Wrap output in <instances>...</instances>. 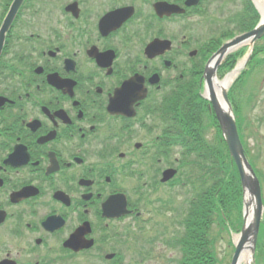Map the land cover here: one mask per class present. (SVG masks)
<instances>
[{
  "label": "flooded vegetation",
  "instance_id": "af4514ba",
  "mask_svg": "<svg viewBox=\"0 0 264 264\" xmlns=\"http://www.w3.org/2000/svg\"><path fill=\"white\" fill-rule=\"evenodd\" d=\"M74 1L77 16L55 19L57 28L44 36L12 39L20 11L0 53V264L117 260L120 225L135 223L165 186L168 142L157 111L165 109L166 90L193 85L212 52L200 45L191 55L195 33L182 30L185 22L194 31L199 8L185 0H164L185 11L163 16L156 0H143L144 12L133 0L65 5ZM130 5L131 16L121 20L125 10L100 23ZM156 38L171 46L150 56L145 48ZM111 104L135 115L112 112ZM124 204L129 213L119 215Z\"/></svg>",
  "mask_w": 264,
  "mask_h": 264
},
{
  "label": "trees",
  "instance_id": "16d2710c",
  "mask_svg": "<svg viewBox=\"0 0 264 264\" xmlns=\"http://www.w3.org/2000/svg\"><path fill=\"white\" fill-rule=\"evenodd\" d=\"M241 2L242 10L228 19L230 23L236 24L233 30L239 32L251 29L258 19V12L252 1ZM232 33L233 31H230L224 35L229 36ZM219 42L220 40H212V48L215 49ZM261 49L260 46L255 48L253 59ZM243 52L244 50L240 49L226 57L220 71L232 68ZM262 61L259 57L255 58V63L250 65V69H254ZM180 89L181 92L178 90L177 93L166 97L168 122L165 134L167 141H175L183 146L178 178L183 185H188L187 200L178 222L179 226H175L174 235L165 243L181 252L178 264H220L213 228L218 227L219 232L223 229L228 232L240 229L243 189L214 113L210 111L208 101L201 96V85L198 84L196 88L188 82V85L183 83ZM179 98L184 100L180 102ZM236 114L240 119L238 104ZM210 127L215 130L212 139L205 135V130ZM240 135L244 141L243 134ZM166 156H170V153ZM262 239L264 242V223L259 233L258 250ZM263 256L264 252H261L257 260H261Z\"/></svg>",
  "mask_w": 264,
  "mask_h": 264
},
{
  "label": "rangeland",
  "instance_id": "374dc122",
  "mask_svg": "<svg viewBox=\"0 0 264 264\" xmlns=\"http://www.w3.org/2000/svg\"><path fill=\"white\" fill-rule=\"evenodd\" d=\"M38 1L33 2V7L26 6L22 9L20 18L23 23L15 26L12 39H15L17 34H22V38L31 33L44 36L49 32L51 27L57 28L55 19L62 20L64 18L62 5L67 0ZM133 1L144 12L147 5H145L143 0ZM0 3H2V0H0ZM239 8L241 7L237 0H204L202 9L207 13H205V16L199 17V24H195L196 28L194 31L187 30L185 22L183 25V34L190 35L195 33L194 41L191 42L190 48H197L202 43L208 41V39L218 37L224 26H226V29L228 28L233 31L236 24L233 23L231 26H228L229 24H226L225 18L230 13L237 12ZM32 10L35 13H32ZM24 19L28 20L29 23ZM223 75L225 73L218 74V78L222 79ZM240 87L242 91H245L244 97L247 96L250 99L249 103H247L249 105H246L247 110L245 113H242L243 117L250 118L247 121V125L251 124L248 130L244 131L247 153L251 163L254 164V167L262 175L261 182L264 190V66L256 69V72H246L239 82ZM235 97L236 100L239 99L238 94H235ZM244 103L243 105H245ZM214 133L215 130L211 129L207 136L213 138ZM180 151V148L176 147L170 159L173 160L175 157H179ZM187 188L188 185L160 187L157 193L152 195L149 205L146 206L144 213L138 221L131 224L130 220H127L120 225L123 235L120 237L116 249L119 253V259L112 264H178L181 252L178 248L167 245L164 240L171 238L174 235L175 226H179L178 222L181 218V211L185 208L186 202L184 199L187 196ZM129 223L131 224L130 226H128ZM213 229H215L213 236L215 237L220 264H230L233 253L230 241H232L233 233L228 232L227 229L219 232L216 226ZM164 233L166 237L162 238ZM261 243L258 255L264 252L263 239ZM247 251L249 252V250ZM72 258L64 264H91L89 259ZM248 262L243 260L241 264H249ZM250 262L251 264H264V256L261 260H257L256 256V262L255 257L250 258Z\"/></svg>",
  "mask_w": 264,
  "mask_h": 264
},
{
  "label": "water",
  "instance_id": "95a60500",
  "mask_svg": "<svg viewBox=\"0 0 264 264\" xmlns=\"http://www.w3.org/2000/svg\"><path fill=\"white\" fill-rule=\"evenodd\" d=\"M23 0H13L9 10L4 18V21L0 27V52L2 50L6 32L9 30L14 17L17 14V11ZM200 0H186L185 4L187 6L196 5ZM154 8L157 13L162 16L163 14L169 15L173 12H183L184 9L180 8L176 4H169L164 1H159L154 4ZM132 8H120L118 10L112 11L106 14L102 20H106L115 15H121L125 10H130ZM67 11L76 12V3H71L66 7ZM128 13V15H129ZM131 14V13H130ZM128 15H122L121 20ZM264 34V18L254 27L252 30L237 35L231 40L223 43L219 49L213 53V55L208 59L206 66L203 72V78L205 80V97L209 99L212 108L214 109L219 127L222 131L224 140L227 144L230 155L235 162L242 187L244 190V208H243V225L241 231L234 236V246L235 250L231 259V264H240L243 254L249 250L250 258L254 257V251L256 246V240L260 225L261 216L263 213V202L261 197V187L259 180L250 165L242 143L239 138L237 131L235 116L233 114L231 103L227 97V87L230 85V81L227 83V87L220 86L219 81L217 80L216 71L221 63L222 59L226 54L236 49L240 45L249 43L252 47L254 42ZM170 43L168 40H159L155 39L148 44L146 47V53L150 56L156 54L160 49L169 48ZM250 54L247 56V58ZM246 62L241 61L238 65L242 67ZM237 68V69H238ZM152 79V78H151ZM134 78H130L123 83L122 90H126L132 83ZM219 87V92L217 93L214 86ZM143 97V96H142ZM141 96L139 98H142ZM124 105L119 108L115 104H111L110 110L116 113L126 114L127 116H133L134 110L127 112ZM175 174L174 169H166L163 172L162 181L170 179ZM126 209L124 207L119 212L124 214ZM107 257H111L108 255Z\"/></svg>",
  "mask_w": 264,
  "mask_h": 264
},
{
  "label": "bare ground",
  "instance_id": "6f19581e",
  "mask_svg": "<svg viewBox=\"0 0 264 264\" xmlns=\"http://www.w3.org/2000/svg\"><path fill=\"white\" fill-rule=\"evenodd\" d=\"M236 73V70L228 74L225 78L220 80V86L225 87L228 81L232 78V76ZM242 260L249 261V255L247 253L243 254Z\"/></svg>",
  "mask_w": 264,
  "mask_h": 264
}]
</instances>
